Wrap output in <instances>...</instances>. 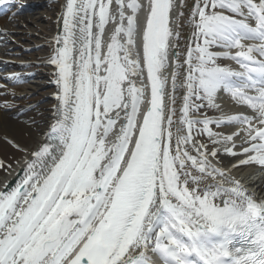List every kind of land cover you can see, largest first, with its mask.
<instances>
[{
	"label": "snow or ice",
	"instance_id": "6c2138e0",
	"mask_svg": "<svg viewBox=\"0 0 264 264\" xmlns=\"http://www.w3.org/2000/svg\"><path fill=\"white\" fill-rule=\"evenodd\" d=\"M62 7L50 118L2 103L38 135L3 137L23 159L0 186V264H264V197L233 174L264 168V0Z\"/></svg>",
	"mask_w": 264,
	"mask_h": 264
},
{
	"label": "bare ground",
	"instance_id": "6f19581e",
	"mask_svg": "<svg viewBox=\"0 0 264 264\" xmlns=\"http://www.w3.org/2000/svg\"><path fill=\"white\" fill-rule=\"evenodd\" d=\"M53 0H48V2L50 3ZM60 5V12L58 14V17L60 16V14L63 11V4L65 3V0H57ZM194 2V0H187V3L189 5H191ZM49 3L47 4L46 7L49 6ZM19 7V6H18ZM57 7V6H56ZM51 8H49V12H47V14L43 13V12H33V15H25L23 18L19 19L18 21L16 20V18L11 17V19H9V16H6L5 18H1L0 19V31H6L8 33V35H3L0 36V60H2L3 64H7V65H12L9 64L10 62H25L26 59H16L13 58L12 56L14 55L13 53H16L15 51L12 52H6L11 46H7L8 43V36L10 33H20V35L23 37H25V34L31 33V34H36V32L38 31L39 33H44L45 30H47L49 28V24H50V20L53 17V11H50ZM57 17V18H58ZM144 17V13L141 12L140 14V18L143 19ZM10 20V21H9ZM32 21V23L34 25H32V28H27L25 30H21L18 31L16 28H14V25H18V26H24L23 23L27 22L28 24ZM46 23V24H45ZM45 29V30H44ZM112 26H109V30L106 32V36L105 39L107 40L108 36L110 35ZM57 34V29L56 31L51 34V38H50V43H51V47L53 49V44H52V38ZM29 41L33 42V39H28ZM38 44V42H36ZM27 48H30V46H28ZM52 53V50L45 54L44 57L47 60V58L50 56V54ZM16 66V65H14ZM55 71L54 67L51 66L49 67V70L47 71L48 73L44 72L43 70H40L38 72L34 73V77L31 78V80L29 81L28 84L23 85L22 87H6V88H2L0 89V136L4 137L7 136L15 141L19 140H30L31 142V146H23L24 148H32L34 145V137H36L38 135V131L34 132L33 129L25 124H22L20 121L21 120H25L27 119L26 116H20L17 117L16 116V112L15 110H11V111H3L2 110V103L3 101H10V102H14L15 104H17L20 107L25 106L28 103L31 104H35L37 103L41 98L44 97L45 95V90L46 88H48L49 86H52L54 88V93L57 92V86L52 83V81L54 80V76L52 75V73ZM13 73H18V71H13ZM1 80V79H0ZM0 84L3 85V87L5 86V84L0 81ZM15 93V97H13L11 95V93ZM54 93L51 96V101L49 103H46L45 105H41L38 109L37 112H42L43 113V117L45 119L50 118L51 115V110H52V106L57 104V101L54 98ZM26 97H31V100L28 99H24ZM233 107V106H232ZM37 112H32V113H28V115L31 116H36V119L38 121H40L41 123L43 122L41 120V117L39 115H37ZM234 112V111H232ZM226 128H224L223 130H225ZM0 152H1V147H0ZM226 162H229V160L231 159L230 156L225 155L224 157L221 156ZM229 158V159H228ZM17 159H23V156L21 155V153H19ZM239 157H236L232 162L228 163L227 165L235 162V160H238ZM20 172V167L17 165V163L15 162L14 164H12V169L9 173H6L1 179H0V186H2L4 183H11L14 184V181L16 180V174ZM263 172V171H260ZM257 171L255 170L254 166H245V168L243 170L239 169L234 171V175L238 176V177H242L243 175L245 176L244 179H242L243 181H247L250 182V185L248 184V188H250L251 190H254L255 192H259L262 196H264V175L263 173L261 174H256ZM249 189V190H250ZM257 194V193H256ZM260 194H257L258 196H260Z\"/></svg>",
	"mask_w": 264,
	"mask_h": 264
},
{
	"label": "rangeland",
	"instance_id": "374dc122",
	"mask_svg": "<svg viewBox=\"0 0 264 264\" xmlns=\"http://www.w3.org/2000/svg\"><path fill=\"white\" fill-rule=\"evenodd\" d=\"M54 9H56L55 7H53ZM47 10H45V8H43V10H41V12H46ZM30 12L31 11H26L25 13H29L30 14ZM24 26H20V27H18L17 29L20 31V30H25L26 29V27L27 26H29V27H32V25H34L33 23H32V21L28 24L27 22H24V24H23ZM52 30V29H51ZM13 35H14V37H12L11 39L15 42V43H17V42H20V43H22V44H30V41L28 40V39H36L34 36L33 37H31V36H28V34H25V37H23L22 38V36L20 35V34H16V33H13ZM43 41H45L44 40V38L42 39ZM14 44V43H13ZM32 44V43H31ZM38 52V49L37 50H33V51H28V53H26V54H28V55H30V54H35V53H37ZM48 92H46L45 91V97H43L40 101H39V103L40 104H44L45 102H46V100H47V97H48ZM2 140V139H1ZM20 142H24L25 144H27V143H29V141L28 140H23V141H20ZM7 143H3V141H1V148H2V152H1V155L2 156H5L6 157V160H13L12 159V155H14L15 153H13L12 152V150L6 145ZM2 158V157H1ZM3 170H0V174H1V172H2Z\"/></svg>",
	"mask_w": 264,
	"mask_h": 264
}]
</instances>
